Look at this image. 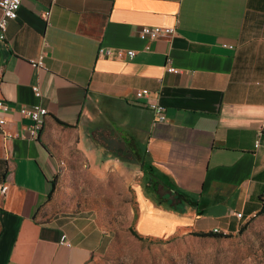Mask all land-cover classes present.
Wrapping results in <instances>:
<instances>
[{
    "label": "crops",
    "instance_id": "crops-1",
    "mask_svg": "<svg viewBox=\"0 0 264 264\" xmlns=\"http://www.w3.org/2000/svg\"><path fill=\"white\" fill-rule=\"evenodd\" d=\"M143 26L174 33L141 38ZM0 99V264H87L107 243L97 205L52 210L63 130L91 195L127 187L131 207L133 189L141 236L235 232L261 207L264 0H22L0 40ZM32 105L48 113L23 138L32 122L18 110Z\"/></svg>",
    "mask_w": 264,
    "mask_h": 264
},
{
    "label": "rangeland",
    "instance_id": "rangeland-1",
    "mask_svg": "<svg viewBox=\"0 0 264 264\" xmlns=\"http://www.w3.org/2000/svg\"><path fill=\"white\" fill-rule=\"evenodd\" d=\"M59 137L60 144L54 145L60 168L50 198L52 210L70 216L81 207L97 205L92 213L108 232L107 243L87 264H264V214L241 219L238 230L246 224L241 233L237 230L221 232V237H200L182 230L171 236L140 239L135 234L137 207L133 189L131 207L127 187L126 195H91V180L84 175L89 163L77 137L69 130H63ZM145 222L155 221L146 218Z\"/></svg>",
    "mask_w": 264,
    "mask_h": 264
},
{
    "label": "built area",
    "instance_id": "built-area-1",
    "mask_svg": "<svg viewBox=\"0 0 264 264\" xmlns=\"http://www.w3.org/2000/svg\"><path fill=\"white\" fill-rule=\"evenodd\" d=\"M22 0H0V40L4 39L5 32L7 28V24L9 21L16 19L19 7L21 5ZM49 11L45 12V16L48 17ZM174 33L173 27H164V26H143L139 33L141 38L155 39L158 37H169ZM224 47L232 48L233 45L230 44H222ZM100 52L105 53L104 49H100ZM128 55H133L134 51L128 50ZM35 65L41 66L42 60L39 58L37 62H33ZM168 71L176 72L177 70L173 67H168ZM33 91L36 95H40V90L37 86H33ZM147 89H138L134 92L135 99H141L147 96ZM148 107L153 111L157 121H165V108L162 104L158 102H151L148 104ZM0 110L7 111V104L0 99ZM19 114L22 117L28 118L32 124L30 125L28 134L20 133L19 135L23 138L30 137L35 138L37 133V128L42 127V121L44 117L47 115V109L40 105H32V106H21L18 110ZM4 119L0 118V125L4 123ZM259 141H256V146H258ZM6 187H1V192H5ZM242 213L237 212L236 216L241 218ZM61 242L67 244L65 235H62Z\"/></svg>",
    "mask_w": 264,
    "mask_h": 264
},
{
    "label": "trees",
    "instance_id": "trees-1",
    "mask_svg": "<svg viewBox=\"0 0 264 264\" xmlns=\"http://www.w3.org/2000/svg\"><path fill=\"white\" fill-rule=\"evenodd\" d=\"M54 190V186L51 190V193L53 192ZM51 197V196H49ZM260 201H261V207L260 209L256 212L255 215H261V214H264V186H263V191H262V194L260 195L259 197ZM169 207H171L169 204H168ZM136 217V216H135ZM246 229V224H243L240 229L238 230L239 233L243 232L244 230ZM135 234L137 237H139L140 239H144L143 237L144 236H141L136 230H135ZM192 235L194 236H200V237H205V236H212V237H221V236H224V234L222 233H219V231H208V232H191Z\"/></svg>",
    "mask_w": 264,
    "mask_h": 264
},
{
    "label": "bare ground",
    "instance_id": "bare-ground-1",
    "mask_svg": "<svg viewBox=\"0 0 264 264\" xmlns=\"http://www.w3.org/2000/svg\"><path fill=\"white\" fill-rule=\"evenodd\" d=\"M38 129H40V128H37V131H38ZM241 217H242V215H241ZM214 231H217V229H215Z\"/></svg>",
    "mask_w": 264,
    "mask_h": 264
}]
</instances>
